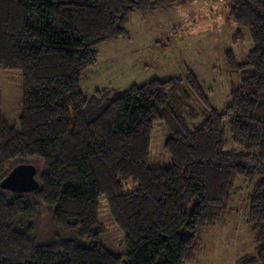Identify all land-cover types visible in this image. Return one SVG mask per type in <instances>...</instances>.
I'll use <instances>...</instances> for the list:
<instances>
[{"label": "trees", "instance_id": "trees-1", "mask_svg": "<svg viewBox=\"0 0 264 264\" xmlns=\"http://www.w3.org/2000/svg\"><path fill=\"white\" fill-rule=\"evenodd\" d=\"M167 2L0 0V70H18L22 89L16 129L4 120L0 87V180L34 158L39 181L29 193L0 188V264H190L202 232L230 210L237 177L252 183L254 247L236 264H264V0H231L252 47L240 63L227 53L228 66L247 75L221 112L192 73L89 96L79 87L98 45L126 34L129 14ZM156 120L170 131L168 166L147 163ZM126 180L133 190H123ZM100 195L123 233L122 254L100 240ZM44 208L72 238L39 244L32 226L16 225Z\"/></svg>", "mask_w": 264, "mask_h": 264}, {"label": "rangeland", "instance_id": "rangeland-1", "mask_svg": "<svg viewBox=\"0 0 264 264\" xmlns=\"http://www.w3.org/2000/svg\"><path fill=\"white\" fill-rule=\"evenodd\" d=\"M154 1V0H151ZM165 6L135 10L125 24L126 34L98 45L97 60L82 75L79 87L87 96L107 87L125 90L153 78H185L192 73L205 91L209 104L221 112L230 103L247 72L231 69L227 53L237 63L247 59L252 47L249 28L230 13L231 0H167ZM1 103L4 120L19 129L22 107L21 75L16 69L0 70ZM201 108V105L197 106ZM170 131L163 120L153 122L147 163L152 167L171 165L164 147ZM227 147H233L232 135L225 124ZM34 158L29 163H33ZM130 180L123 190L134 189ZM252 183L244 177L235 180V194L221 222L202 232L200 251L190 264H236L243 254L253 251L248 224L249 194ZM100 240L114 254L125 252L123 233L111 215L106 197L99 196ZM24 229L32 226L37 243H48L71 233L55 227L46 208L35 220L19 221Z\"/></svg>", "mask_w": 264, "mask_h": 264}, {"label": "water", "instance_id": "water-1", "mask_svg": "<svg viewBox=\"0 0 264 264\" xmlns=\"http://www.w3.org/2000/svg\"><path fill=\"white\" fill-rule=\"evenodd\" d=\"M36 172L34 164L19 163L0 180V188L14 193L33 192L39 187Z\"/></svg>", "mask_w": 264, "mask_h": 264}]
</instances>
